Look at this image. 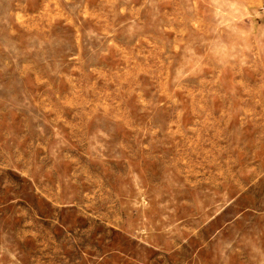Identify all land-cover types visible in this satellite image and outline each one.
I'll return each mask as SVG.
<instances>
[{"label":"rangeland","instance_id":"rangeland-1","mask_svg":"<svg viewBox=\"0 0 264 264\" xmlns=\"http://www.w3.org/2000/svg\"><path fill=\"white\" fill-rule=\"evenodd\" d=\"M0 264H264V0H0Z\"/></svg>","mask_w":264,"mask_h":264}]
</instances>
